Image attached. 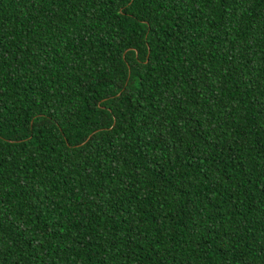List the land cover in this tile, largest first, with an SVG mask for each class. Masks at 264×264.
Listing matches in <instances>:
<instances>
[{
    "label": "trees",
    "instance_id": "16d2710c",
    "mask_svg": "<svg viewBox=\"0 0 264 264\" xmlns=\"http://www.w3.org/2000/svg\"><path fill=\"white\" fill-rule=\"evenodd\" d=\"M0 264H264V0H0Z\"/></svg>",
    "mask_w": 264,
    "mask_h": 264
}]
</instances>
